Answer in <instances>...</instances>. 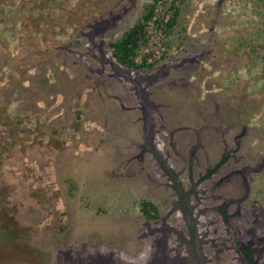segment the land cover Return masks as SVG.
I'll return each instance as SVG.
<instances>
[{"label": "rangeland", "instance_id": "1", "mask_svg": "<svg viewBox=\"0 0 264 264\" xmlns=\"http://www.w3.org/2000/svg\"><path fill=\"white\" fill-rule=\"evenodd\" d=\"M189 1L0 0V228L8 234L0 237V264H198L192 247L209 227L228 245L222 261L212 264H253L244 249L242 256L234 251L235 229L218 213L193 218L183 207L167 214L171 190L158 182L168 179L154 148L148 153L143 148L157 114L171 125L173 119L198 122L200 110L218 106L229 127L236 123L235 111L252 109L259 113L255 123L264 124V96L252 106L244 97L239 106L237 97L250 87L238 83L250 71V60L231 63L219 50L208 55V38L192 30L200 28L202 17L188 21ZM140 23L130 68L118 62L123 54L115 55L113 45ZM186 62L193 63L184 67ZM230 70L237 73L232 79ZM220 79L233 86L226 88L230 99L212 90L221 87ZM250 116L240 117L251 122ZM241 128L256 170L242 207L264 220V155L257 151L264 150V130ZM167 138L158 132L155 145L167 150ZM175 142L179 156L171 165L183 180L182 190L192 183L199 190L192 198L199 207L203 189L213 185L203 182L202 151L193 163L192 135L179 132ZM207 149L219 152L216 144ZM237 191L228 186L215 194L237 198L242 188ZM187 195L178 193L176 204L185 206ZM198 218L201 224L192 225ZM235 226L249 243L247 217ZM257 233L253 243L262 248L264 264V224ZM166 246L182 256L166 257Z\"/></svg>", "mask_w": 264, "mask_h": 264}, {"label": "flooded vegetation", "instance_id": "2", "mask_svg": "<svg viewBox=\"0 0 264 264\" xmlns=\"http://www.w3.org/2000/svg\"><path fill=\"white\" fill-rule=\"evenodd\" d=\"M190 63H193V62H186L183 64V66L185 67L187 64H190ZM208 66L210 65L208 64ZM224 67L218 69V73L220 77L222 75V69H224ZM209 69H211V67H209ZM237 69L238 71L241 70L240 68H237ZM234 71L232 70L228 71V75H230V78L231 76H236L237 73L236 74L233 73ZM231 81H234L235 83V80H231ZM238 83H243V84L249 83L250 84L249 85L250 87L247 88L246 94L241 95L240 97L237 96L240 100L239 106H241L242 101H244L243 97L246 98L245 101L248 100L251 103V106L253 105L255 101L258 102V99H257L258 96L253 92V90L259 87L264 92V85H260L256 82H252L250 78H246L243 80V82H238ZM163 85L164 84L161 83L159 87L161 86L160 88H162ZM219 85L221 86L219 89H216L215 87V89L213 88L212 90H214L215 93L217 92V90L222 91L226 94L228 93L226 97L227 99H230L232 96L231 94H229L231 90H228L226 88L231 89L233 88V86L230 85L228 87L227 84L223 83L222 79H220ZM174 86H176V84H174ZM212 90H208L209 95L211 94ZM198 101L203 102L204 99H201ZM158 106L159 108L163 107L162 105H158ZM156 108L158 112V107L156 106ZM218 108L219 107L217 106V108L214 111L200 110V112L197 114V117L199 119L198 122L197 121L194 122L193 120L189 119L186 123H182V122L178 123L176 122L175 119H173L174 122L172 123V125L171 123L170 124L166 123L164 115L157 114V118L159 117L158 119L159 121L155 117V122L153 126L150 124L148 126L147 124L150 131L146 132V137L144 140L143 148L147 149V152L145 153H148L149 151H151L150 148H149L150 150H148V147L150 146L151 148L153 147L155 150V155L158 157L157 159L158 160L160 159V161L162 162V163L159 162L160 164H158V167L160 171L164 173L163 176L164 178L168 179V182L165 183L164 185L163 183H159L158 181L157 182L159 186L161 187L166 186L168 187V190L169 188L171 190L170 192L171 194H169V197H168L169 199H171V203H170V209L167 212V214L168 213L173 214V212L175 211L179 212L183 207H186L187 209H189V211L193 215V218H196V214H200V213L204 214V216L206 214H212L215 216V214L218 213L221 216L223 223L225 225L230 223L231 227L235 229L234 235L236 236V238L235 240L234 239L232 240L234 241V244H236L235 242L237 241L239 242V244H238V247L234 249V251H237L238 254L242 256V250L244 249L247 252L245 256L249 257L253 264H261V257H262L261 249L262 248L258 247L259 243L258 244L253 243V240L258 234L257 229L261 225L264 224V220H262V216L258 217L256 212H254V214L256 215L249 214V212L247 210H244V208L242 207V204L245 202L244 199L247 198L251 193L250 176H252V174H254L256 170L254 169L255 165L249 159L251 150L249 149L246 143L241 141V137H243V134H239V132L242 129L241 128L242 125H245L249 129L251 128V125H252V128L256 127L257 132L262 131L264 130V124L260 125V124L255 123L256 120L258 121L257 118H259V115H258L259 113L251 109V111H246V110L239 111V112L235 111L237 112V115L239 114L240 116H242V113L243 115H251L250 116L251 122L249 121L250 124L252 123L251 125H248L249 122H246L247 117L245 120H241V117L239 116V118H237L238 116L236 115L235 116L236 123L230 125L229 127H224L223 123H226L227 121L226 120L224 121V119H222L223 115L219 113ZM170 114L172 116L174 115L173 112H171ZM212 118H214V122L218 123L219 125L212 124L211 123ZM142 120H144V117ZM159 123H162V125H159ZM144 125L146 126V123H144ZM181 126H185V127L182 128ZM182 131H184V133L189 134L190 136L192 135L193 139L199 143L197 145V142H193V145L189 147V152H188L189 159L193 161L194 163V161L196 160V157L200 158L199 153L200 151H202L201 156L206 166L205 173L202 174V177L204 180L203 182L212 181L213 183L212 189L211 188L203 189V197H204L203 200L205 201H203L202 205H199V207H195L194 201L192 200L195 193L198 192L199 190L197 188L194 189L193 183L191 184L190 189L186 188L182 190L181 182L183 180L178 177V173L176 172V169L172 167L171 165V159L173 157L175 158L179 156L177 152L178 147L176 148V142L174 143V138L177 136V133L182 132ZM158 132H161V133L164 132L165 136L168 137L167 138L168 139L167 150H165L164 144L155 145V142L158 140L157 139ZM205 134H208L206 139L204 137ZM203 140L206 141V144L203 143L204 142ZM214 144H216L219 148L218 153L214 151L209 152L207 149V148H211ZM206 150L208 153L206 152ZM257 151H259L258 152L259 154L264 155L263 149L259 148ZM246 154L247 156H242ZM204 155H206L205 156L206 158L204 157ZM239 155H240V158L241 157H244V158L240 159ZM262 158L264 159V156ZM148 177L149 176H147V178ZM161 178H162V175H161ZM187 181L189 182L191 181L189 176H188ZM239 183L240 185H238ZM228 186H232V190L234 191H237V189L241 187L242 195L237 198L236 197L227 198V197H222L221 195L215 194L216 191H220ZM190 191H192L191 195L188 196L187 194H190L189 193ZM237 192H235L234 194H236ZM178 193L188 196L187 197L188 201L186 202L185 206H184V203L176 204L180 200V198L178 200ZM239 193H241V190L239 191ZM210 200H212L213 202L220 201L221 204L218 206H211ZM246 217L248 219L249 225L251 226V230H249L248 232V237L250 238V242L247 244L245 243V239L241 238L242 234L238 230V226H235L237 222L238 223L244 222L246 220ZM200 220L201 218L194 219V222L192 221L191 223L192 225L196 226V225L201 224ZM227 228L229 230L230 226H227ZM217 233H218L217 230H215L212 233V230H210V227H209L208 229H206V232L202 240L195 239L196 245L195 247H192V248L194 249V252H195L194 254H196L198 258L197 260L198 264H212V261H216L217 263H220L222 261V255L225 251H228V245L227 243H224V240H220V238H218ZM211 248L213 249V252L212 254H209V250ZM167 249L168 248L166 246V248L163 250V253H162L163 255L165 256L168 255L171 257L182 256V254L178 255V253H175V254H173V252L170 253L167 251ZM249 251L251 252V254H249ZM188 253H189L188 255H190V258L191 256L194 258V255H192L193 253L191 254V252L189 251ZM255 256L257 257L255 258Z\"/></svg>", "mask_w": 264, "mask_h": 264}, {"label": "crops", "instance_id": "3", "mask_svg": "<svg viewBox=\"0 0 264 264\" xmlns=\"http://www.w3.org/2000/svg\"><path fill=\"white\" fill-rule=\"evenodd\" d=\"M189 3L193 7L187 15L188 21L197 23L198 17H202L200 28L192 30L208 38L211 48L208 55L219 50L221 55L230 56L231 63L242 62L247 57L250 71L243 74V80L252 78L264 85V0H190ZM197 6L202 9H196ZM253 92L257 99L264 96L259 87Z\"/></svg>", "mask_w": 264, "mask_h": 264}, {"label": "trees", "instance_id": "4", "mask_svg": "<svg viewBox=\"0 0 264 264\" xmlns=\"http://www.w3.org/2000/svg\"><path fill=\"white\" fill-rule=\"evenodd\" d=\"M153 16V13H149L145 16L144 21L150 20ZM176 24V19H172L171 22L168 24L169 28H173ZM143 29V24L140 23L138 26H135L133 29L128 31L121 41L118 43H115L113 45V48L115 50V55L118 54V52H122L123 55H119L120 59L118 60L119 63L122 65L128 66L130 68H133L134 65H132L131 59L135 56V48L137 46V43L139 40L137 39V36L139 32ZM14 233V232H13ZM1 236H8L4 228H0V237Z\"/></svg>", "mask_w": 264, "mask_h": 264}]
</instances>
